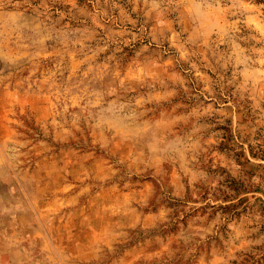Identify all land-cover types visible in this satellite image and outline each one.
Here are the masks:
<instances>
[{
    "label": "rangeland",
    "instance_id": "374dc122",
    "mask_svg": "<svg viewBox=\"0 0 264 264\" xmlns=\"http://www.w3.org/2000/svg\"><path fill=\"white\" fill-rule=\"evenodd\" d=\"M0 264H264V0H0Z\"/></svg>",
    "mask_w": 264,
    "mask_h": 264
}]
</instances>
